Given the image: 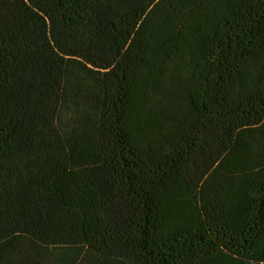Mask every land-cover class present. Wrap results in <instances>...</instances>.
<instances>
[{"label":"trees","instance_id":"obj_1","mask_svg":"<svg viewBox=\"0 0 264 264\" xmlns=\"http://www.w3.org/2000/svg\"><path fill=\"white\" fill-rule=\"evenodd\" d=\"M0 264H264V0H0Z\"/></svg>","mask_w":264,"mask_h":264}]
</instances>
